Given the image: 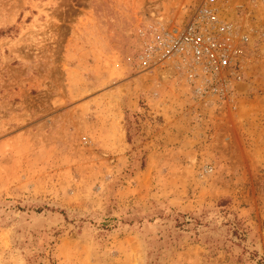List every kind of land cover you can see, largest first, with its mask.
<instances>
[{"label": "rangeland", "instance_id": "obj_1", "mask_svg": "<svg viewBox=\"0 0 264 264\" xmlns=\"http://www.w3.org/2000/svg\"><path fill=\"white\" fill-rule=\"evenodd\" d=\"M183 1L0 0V264H264V0L209 101L139 65Z\"/></svg>", "mask_w": 264, "mask_h": 264}, {"label": "built area", "instance_id": "obj_2", "mask_svg": "<svg viewBox=\"0 0 264 264\" xmlns=\"http://www.w3.org/2000/svg\"><path fill=\"white\" fill-rule=\"evenodd\" d=\"M228 1L185 0L164 11L166 21L155 16L139 32L143 42L139 65L161 71L171 68L193 96L209 101L226 85L248 40L229 19Z\"/></svg>", "mask_w": 264, "mask_h": 264}, {"label": "bare ground", "instance_id": "obj_3", "mask_svg": "<svg viewBox=\"0 0 264 264\" xmlns=\"http://www.w3.org/2000/svg\"><path fill=\"white\" fill-rule=\"evenodd\" d=\"M160 17V16H159ZM158 17V18H159ZM167 18V17H166ZM164 19V18H163ZM171 74H173V70L171 69V68H169V69H165L164 71H163V75L164 76H166V75H171ZM163 76V77H164Z\"/></svg>", "mask_w": 264, "mask_h": 264}]
</instances>
